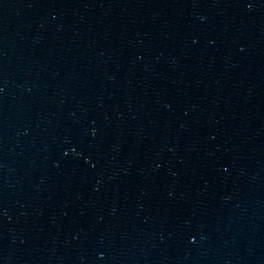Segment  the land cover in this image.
Listing matches in <instances>:
<instances>
[{
	"label": "water",
	"instance_id": "obj_1",
	"mask_svg": "<svg viewBox=\"0 0 264 264\" xmlns=\"http://www.w3.org/2000/svg\"><path fill=\"white\" fill-rule=\"evenodd\" d=\"M0 264H264V0H0Z\"/></svg>",
	"mask_w": 264,
	"mask_h": 264
}]
</instances>
